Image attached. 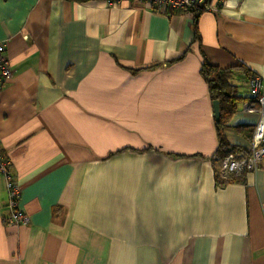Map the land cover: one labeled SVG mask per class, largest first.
<instances>
[{"label":"crops","instance_id":"0c3cea01","mask_svg":"<svg viewBox=\"0 0 264 264\" xmlns=\"http://www.w3.org/2000/svg\"><path fill=\"white\" fill-rule=\"evenodd\" d=\"M0 43L12 70L0 152L27 218L4 222L0 175V264H264L262 168L217 185L200 75V52L232 69L240 101L222 135L248 150L258 114L238 67L264 73V0L197 18L130 0H0Z\"/></svg>","mask_w":264,"mask_h":264},{"label":"built area","instance_id":"2783aa9c","mask_svg":"<svg viewBox=\"0 0 264 264\" xmlns=\"http://www.w3.org/2000/svg\"><path fill=\"white\" fill-rule=\"evenodd\" d=\"M145 3L153 13L170 15L182 11L195 14L215 11L224 0H130ZM12 76V70L5 55V46L0 43V91L5 88ZM247 100L255 106L258 122L254 126L250 147L246 151L227 154L216 159L219 177L228 181H240L245 173L254 172L264 158V73L249 77L245 81ZM8 161L0 152V175L4 179L6 189V209L9 211L4 222L8 225L21 226L27 223L24 212L19 208V188L8 172Z\"/></svg>","mask_w":264,"mask_h":264},{"label":"trees","instance_id":"16d2710c","mask_svg":"<svg viewBox=\"0 0 264 264\" xmlns=\"http://www.w3.org/2000/svg\"><path fill=\"white\" fill-rule=\"evenodd\" d=\"M197 14L198 13L194 14L195 18H197ZM194 41L199 44V36L197 35V32H195V21H194ZM200 55L202 58L200 75L202 76L204 81L207 83L210 100L212 102L215 100L219 102L220 119L218 123H215L217 139H218L216 157L218 159H222L229 153L241 151L240 148L229 146L225 138L222 135V130L225 126V123L229 119V117L235 112L236 105L239 103L240 98L234 95L233 86L229 83L230 76L232 74V69H220L216 66H213L206 59L203 52H200ZM238 68L246 76L252 77L251 76L252 74L248 70L243 69L241 67H238ZM240 128L238 127V129ZM252 133L253 131L250 129L249 135H246L245 133H243V135L246 137V140H251ZM243 151H246V150H243ZM260 166L262 168L263 175H264V158ZM215 178H216V183L219 186H224L230 183H239L242 181V180L240 181L223 180L219 177L217 170H215Z\"/></svg>","mask_w":264,"mask_h":264},{"label":"water","instance_id":"95a60500","mask_svg":"<svg viewBox=\"0 0 264 264\" xmlns=\"http://www.w3.org/2000/svg\"><path fill=\"white\" fill-rule=\"evenodd\" d=\"M212 111L214 122L218 123L220 119V110H219V102L217 100L212 102Z\"/></svg>","mask_w":264,"mask_h":264}]
</instances>
